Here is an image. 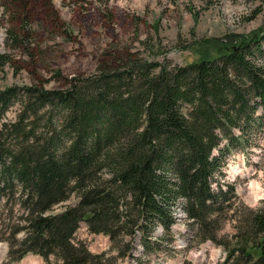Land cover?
Here are the masks:
<instances>
[{
    "label": "trees",
    "instance_id": "1",
    "mask_svg": "<svg viewBox=\"0 0 264 264\" xmlns=\"http://www.w3.org/2000/svg\"><path fill=\"white\" fill-rule=\"evenodd\" d=\"M206 41L216 56L183 65L117 52L59 88L0 89V242L12 261L145 264L138 244L160 247L181 203L191 238L226 249L222 264H264V199L234 209V184L219 178L226 153L264 130V19ZM229 210L236 231L218 236ZM83 223L108 250L76 237Z\"/></svg>",
    "mask_w": 264,
    "mask_h": 264
},
{
    "label": "rangeland",
    "instance_id": "2",
    "mask_svg": "<svg viewBox=\"0 0 264 264\" xmlns=\"http://www.w3.org/2000/svg\"><path fill=\"white\" fill-rule=\"evenodd\" d=\"M28 1L25 7L9 6L12 14L0 18V89L32 84L59 88L67 78L96 73L117 52L134 51L139 57L169 66L187 64L200 58L197 51L216 56L218 45L204 43L205 39L251 33L264 19V0ZM25 19L28 22L24 30ZM11 33H18L22 39L14 42ZM197 44L201 45L199 50ZM255 137L248 149L226 153L219 174L222 182L234 184V209L253 208L264 199V130ZM231 213L229 210L228 218L222 220L218 236L230 237L235 233L236 222L229 219ZM175 216L176 231L160 239V247L150 255L138 244L136 254L145 264L225 261L227 251L223 245L210 241L199 244L191 238L196 230L187 222L181 203ZM162 233L159 230L157 235ZM18 236L23 237V233ZM76 237L85 240L94 252L110 247L108 237L91 233L85 223ZM0 264H56V261L47 262L41 255L28 253L20 261L12 262L8 244L2 242Z\"/></svg>",
    "mask_w": 264,
    "mask_h": 264
},
{
    "label": "flooded vegetation",
    "instance_id": "3",
    "mask_svg": "<svg viewBox=\"0 0 264 264\" xmlns=\"http://www.w3.org/2000/svg\"><path fill=\"white\" fill-rule=\"evenodd\" d=\"M28 0H0V8L2 10V16H0V18H4V17H9V14H12V9H9V6H12L14 4L19 5L20 7L22 5L28 6L29 1ZM47 4V1H46ZM52 9V5L50 6ZM53 12L51 11L50 14H52ZM16 19H18V21L20 20V17H17ZM28 22V20L26 21Z\"/></svg>",
    "mask_w": 264,
    "mask_h": 264
}]
</instances>
